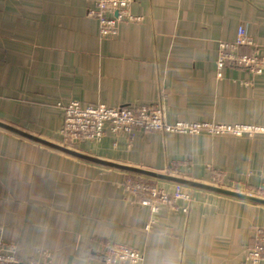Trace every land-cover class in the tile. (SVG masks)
<instances>
[{"label":"crops","instance_id":"1","mask_svg":"<svg viewBox=\"0 0 264 264\" xmlns=\"http://www.w3.org/2000/svg\"><path fill=\"white\" fill-rule=\"evenodd\" d=\"M93 1L0 0V123L60 147L56 105L70 102L162 104L169 124L264 127V75L228 66L219 77L216 69L218 45L234 42L243 25L255 43L246 52L264 55V0H134L131 12L142 22L120 25L108 42L88 18ZM129 143L110 135L72 151L203 185L213 186L202 181L210 177L209 165L231 180L251 173L252 188L264 183V142L257 138L211 142L139 133ZM129 177L137 178L0 129L5 242L28 264L37 258L108 264L105 251L115 244L138 250L142 264H248L254 229H264V207L184 188L188 203L152 215L127 191ZM139 179L169 194L176 187Z\"/></svg>","mask_w":264,"mask_h":264},{"label":"built area","instance_id":"2","mask_svg":"<svg viewBox=\"0 0 264 264\" xmlns=\"http://www.w3.org/2000/svg\"><path fill=\"white\" fill-rule=\"evenodd\" d=\"M133 2L134 0H96L92 2L88 17L97 21L102 41L115 38L119 33V26L122 24L142 22L141 17L135 16L131 12ZM254 48L255 43L249 36L246 27L240 26L234 42H221L218 45L216 62L218 76L221 77L223 70L228 66L243 69L253 76L264 75V55L255 51L253 53L246 52ZM65 111L66 118L62 134L71 137L69 141L71 142L72 139V143L77 141L100 142L107 134L123 136L132 140L138 132L143 131L188 134L207 129L222 136L228 134L242 136L253 133L249 128L237 126L170 125L161 118V112L146 106L128 108L104 105L82 106L74 103L65 108ZM126 188L139 205L150 209L152 215H158L162 207L175 211L177 210L176 203L185 202L188 198L186 190L180 186H176L173 193L169 194L165 188L145 186L134 179H128ZM186 212L187 209L184 208L183 213ZM1 231L0 264H28L18 259L15 248L5 242ZM254 231L256 242L253 247L246 250V257L249 261L248 264H262L264 263V229L258 227ZM40 261L30 264H42ZM105 261L108 264H142L144 260L138 250L122 244H115L105 251Z\"/></svg>","mask_w":264,"mask_h":264},{"label":"rangeland","instance_id":"3","mask_svg":"<svg viewBox=\"0 0 264 264\" xmlns=\"http://www.w3.org/2000/svg\"><path fill=\"white\" fill-rule=\"evenodd\" d=\"M94 1H96V0H94ZM99 34H100V32H99ZM116 37L113 38V39H111V40H109V41L115 40ZM74 103H78V102H70L68 105H65V106L62 105V104L56 105L57 108L62 112L61 115H62L63 123H64V120L66 118L65 108L69 107L70 105H72ZM78 104H80V103H78ZM80 105H82V104H80ZM82 106H84V105H82ZM96 106H98V105H96ZM104 106H106V105H104ZM151 108L153 110H156L158 112H161V118L164 119L167 122L165 109H164V107H163L162 104L159 105V106L151 107ZM167 124H169V123L167 122ZM177 124L210 125V126H213V127H215V126H237V127L249 128V129H251L253 131V133H251V134H244L242 136H236V135H233V134H228V135H223L222 136V135H217L213 131L204 129L203 131H199L198 133L197 132H189L188 134H186V133L179 134V133H173V132H159V133L157 132V133H155V132H144L143 131V132H138L136 134V136L139 133L151 134V135H158V136L163 137V138L166 137V136H169V135H173V136H177V137L205 138V139H207L208 141H211V142H214V141L220 140V139L221 140H224V139H232V138L233 139H245V138L253 139V138H257L258 140H261V141L264 142V127H261V126L245 125V124H234V125H230V124H217L214 121L205 122V123L177 122L175 124H170V125H177ZM62 127H63V125H62ZM256 130H258V131H256ZM59 133H60V137L62 139L61 140V145L63 147L69 148L71 150H77V151H86V150H88V148L90 147L91 144H95V143L99 144V143L103 142V140H105L110 135L112 137H114V138H119L118 136H114L112 134H107L103 138V140L100 141V142H85V141H81L80 142V141H77L76 143H72V139H71V142L69 141V139L71 137H67V136H64L62 134V128H61V131ZM133 140L134 139L129 140V142L132 143ZM66 142L70 143L71 145L68 144V143L66 144ZM130 143H129L128 147H130ZM167 169H168L169 172H172V173H174L175 171H177V170H174L173 167H171V166L170 167L168 166ZM206 170L209 172L210 177H209L208 180H202V181H205L204 183H210L213 186L218 187V188H222V189H226V190H230V191L242 192V193H245V194L253 195L255 197L264 199V183H263L262 186H260V187H254V188H252L251 186L248 185V178L250 177L251 173L247 174V176L245 175L241 180H231L230 178H228V174L224 170H219V169L213 168L210 165L206 167ZM128 179H132V180L134 179L137 182H139L140 184H144L145 186H150V187L154 186L155 188L157 187V185L155 183H152V181H149V180H144V179H139V178H134V177H129ZM126 181H128V180H126ZM185 202L188 203V199ZM255 229H257V227ZM39 260H40V258H37V259L33 260L30 263H33V262L39 261Z\"/></svg>","mask_w":264,"mask_h":264},{"label":"water","instance_id":"4","mask_svg":"<svg viewBox=\"0 0 264 264\" xmlns=\"http://www.w3.org/2000/svg\"><path fill=\"white\" fill-rule=\"evenodd\" d=\"M0 129L4 130L6 132H9L13 135L19 136V137L26 139L30 142H33L35 144H38V145L44 146L46 148H49L51 150H54L55 152L70 156L72 158L81 160L83 162H88V163H93V164H97L100 166H106L109 168H113L115 170L133 175L137 178H140V177L150 178V179L157 180L160 182L173 183L176 186H180L182 188H191V189H196V190H202V191H206V192H209L212 194H217V195H221V196H224L227 198H232V199H235L238 201L250 203L252 205L264 207V199L255 197L253 195L235 192V191H230V190H226V189H222V188H218V187H214V186L198 184V183L182 180L179 178L169 177V176L157 174V173H151V172H147V171H143V170H139V169H135V168H127V167H122V166H118V165H113V164L101 162L97 159L87 157V156L79 154L75 151H72L70 149H67L66 147H60V146L51 144L49 142H46L44 140H41L39 138H35L33 136H30L24 132L15 130L14 128L9 127V126L2 124V123H0Z\"/></svg>","mask_w":264,"mask_h":264}]
</instances>
